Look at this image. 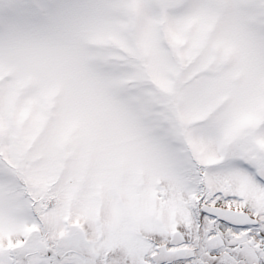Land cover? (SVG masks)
<instances>
[{"label":"rangeland","instance_id":"374dc122","mask_svg":"<svg viewBox=\"0 0 264 264\" xmlns=\"http://www.w3.org/2000/svg\"><path fill=\"white\" fill-rule=\"evenodd\" d=\"M262 120L264 0H0V261L141 264Z\"/></svg>","mask_w":264,"mask_h":264},{"label":"snow or ice","instance_id":"6c2138e0","mask_svg":"<svg viewBox=\"0 0 264 264\" xmlns=\"http://www.w3.org/2000/svg\"><path fill=\"white\" fill-rule=\"evenodd\" d=\"M264 120L242 134L245 151L221 148L218 162L182 163L187 180L179 215L141 253V264H264ZM16 259L0 264H20ZM40 264H55L50 258Z\"/></svg>","mask_w":264,"mask_h":264},{"label":"flooded vegetation","instance_id":"af4514ba","mask_svg":"<svg viewBox=\"0 0 264 264\" xmlns=\"http://www.w3.org/2000/svg\"><path fill=\"white\" fill-rule=\"evenodd\" d=\"M76 235H77V234H76ZM72 241H73V237H72V233H70L69 236H68V246H69V247H70V246H73V245H72ZM74 245H75L76 247H78V241H76V242L74 243ZM27 254H30V253H29V252L26 253L25 256H24L25 259H23V260H21L20 257H19L20 264H25V263H26V262H24V260H27ZM16 257H17V256H15V255H13L12 257L7 256L6 260H13V259H16Z\"/></svg>","mask_w":264,"mask_h":264},{"label":"bare ground","instance_id":"6f19581e","mask_svg":"<svg viewBox=\"0 0 264 264\" xmlns=\"http://www.w3.org/2000/svg\"><path fill=\"white\" fill-rule=\"evenodd\" d=\"M200 172H201V174L203 173V167L202 166H200Z\"/></svg>","mask_w":264,"mask_h":264}]
</instances>
